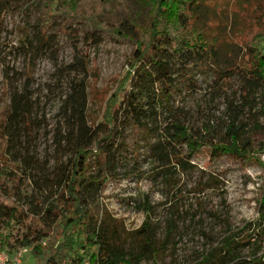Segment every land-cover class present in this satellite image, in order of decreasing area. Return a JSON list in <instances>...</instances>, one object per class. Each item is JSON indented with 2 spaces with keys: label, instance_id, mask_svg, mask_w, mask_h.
Listing matches in <instances>:
<instances>
[{
  "label": "trees",
  "instance_id": "obj_1",
  "mask_svg": "<svg viewBox=\"0 0 264 264\" xmlns=\"http://www.w3.org/2000/svg\"><path fill=\"white\" fill-rule=\"evenodd\" d=\"M109 0H42L34 38L18 49L35 60L52 47V27L79 26L74 58L59 68L71 75L60 96L53 134V152L42 157L34 145L41 124L35 116L30 82L19 86L17 72L0 59V78L8 85L10 101L0 138V251L14 254L31 249L44 256V264H159L174 232L170 222L166 238L149 233L147 222L139 251H129L123 227L108 211L98 212L100 198L111 178L141 177L138 160L124 158L121 138L133 126L153 137L147 150L155 179L173 182L193 167L200 154L230 156L264 167L262 149L245 134L242 125L191 122L185 108L174 106L176 93L201 88L207 71L215 83L229 78L212 68L210 41L196 25L200 0H143L151 10L146 21H126L106 8ZM101 32L132 39L135 49L126 76L106 103L100 124L88 120L89 47ZM74 33V30L72 31ZM264 38L249 42L246 66L264 74ZM29 77V76H28ZM39 124V125H38ZM135 157H137L135 155ZM100 164L101 168H97ZM98 169L95 172V169ZM180 179V177H179ZM258 218L245 236H225L194 264H264V189Z\"/></svg>",
  "mask_w": 264,
  "mask_h": 264
},
{
  "label": "rangeland",
  "instance_id": "obj_2",
  "mask_svg": "<svg viewBox=\"0 0 264 264\" xmlns=\"http://www.w3.org/2000/svg\"><path fill=\"white\" fill-rule=\"evenodd\" d=\"M41 3L42 0H0V59L8 54L19 86L26 80L30 82L34 114L41 124L34 145L40 156L49 158L60 96L71 79L59 67L73 60L75 44L82 40L83 34H77L80 28L77 25L56 23L49 32L54 45L31 61L22 47H17L28 44L27 37L34 38L36 27L29 28V24L38 20ZM106 8L126 21L130 33L132 21H146L151 10L143 0H109ZM195 12L196 25L211 44V69L227 72L229 78L216 84L213 71H207L200 77V89L176 93L173 104L185 108L197 126L208 121L242 125L246 136L254 141V148L262 149L264 74L249 69L246 59L250 40L256 36L264 38V0H200ZM97 40L91 47L87 41L88 120L92 126L102 121L106 103L126 76L135 49L134 40L118 39L110 33H99ZM7 88L1 77L0 123L10 101ZM121 141L125 146L122 156L132 162L138 160L145 173L128 179L111 178L97 210L101 214L108 211L120 221L129 251H139L142 239L137 231L146 222L149 233L157 235L160 241L166 238L172 222L174 232L159 264H194L218 246L223 237L245 236L248 225L257 220L258 202L264 189L263 166L230 156L211 158L200 154L192 160L193 167L180 172L178 179L170 183L155 179L150 170L147 159L153 141L150 134L129 126ZM2 151L0 138V154ZM261 158L264 161V151ZM97 168H101L100 164ZM23 260L24 264H44V256L28 248Z\"/></svg>",
  "mask_w": 264,
  "mask_h": 264
},
{
  "label": "built area",
  "instance_id": "obj_3",
  "mask_svg": "<svg viewBox=\"0 0 264 264\" xmlns=\"http://www.w3.org/2000/svg\"><path fill=\"white\" fill-rule=\"evenodd\" d=\"M24 250L20 249L14 254L0 251V264H24Z\"/></svg>",
  "mask_w": 264,
  "mask_h": 264
}]
</instances>
